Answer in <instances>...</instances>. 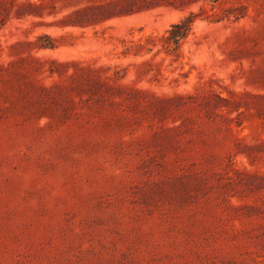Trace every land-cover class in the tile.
Masks as SVG:
<instances>
[{
  "label": "rangeland",
  "instance_id": "obj_1",
  "mask_svg": "<svg viewBox=\"0 0 264 264\" xmlns=\"http://www.w3.org/2000/svg\"><path fill=\"white\" fill-rule=\"evenodd\" d=\"M0 264H264V0H0Z\"/></svg>",
  "mask_w": 264,
  "mask_h": 264
},
{
  "label": "trees",
  "instance_id": "obj_2",
  "mask_svg": "<svg viewBox=\"0 0 264 264\" xmlns=\"http://www.w3.org/2000/svg\"><path fill=\"white\" fill-rule=\"evenodd\" d=\"M184 23V22H183ZM185 26H188V25H185ZM188 28V27H187ZM183 36V35H182Z\"/></svg>",
  "mask_w": 264,
  "mask_h": 264
}]
</instances>
